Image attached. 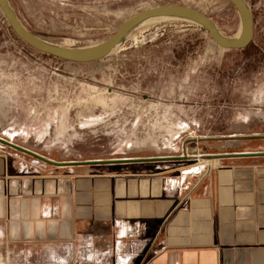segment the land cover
<instances>
[{"label":"rangeland","instance_id":"obj_1","mask_svg":"<svg viewBox=\"0 0 264 264\" xmlns=\"http://www.w3.org/2000/svg\"><path fill=\"white\" fill-rule=\"evenodd\" d=\"M242 1L253 17L244 48L220 47L202 25L177 18L134 30L102 58L81 63L33 48L0 9V136L54 160H88L176 155L188 137L264 134V0ZM7 2L34 37L73 49L100 44L125 20L164 5L197 9L229 39L242 26L229 0ZM245 140L187 145L208 153L210 146L230 150L256 142ZM3 150L13 153L16 167L53 171L22 152ZM168 164L177 176L179 163ZM0 264L61 262L14 253L0 241Z\"/></svg>","mask_w":264,"mask_h":264},{"label":"crops","instance_id":"obj_2","mask_svg":"<svg viewBox=\"0 0 264 264\" xmlns=\"http://www.w3.org/2000/svg\"><path fill=\"white\" fill-rule=\"evenodd\" d=\"M252 140L207 152L264 150V140ZM5 147L0 241L14 253L61 264H264V157L221 158L188 188L170 185L171 162L37 173L16 167Z\"/></svg>","mask_w":264,"mask_h":264},{"label":"water","instance_id":"obj_3","mask_svg":"<svg viewBox=\"0 0 264 264\" xmlns=\"http://www.w3.org/2000/svg\"><path fill=\"white\" fill-rule=\"evenodd\" d=\"M237 9L241 20L245 23V34L241 41H235L231 39H226L218 34L214 24L200 11L191 8L189 6L183 5H164L145 9L129 19L122 22L116 31L111 34L105 41L98 44L97 48L92 54L85 56H78L65 53L61 50L54 48L53 46L44 43L30 34L22 25L18 22L13 9L10 7L7 0H0V9L2 10L4 16L9 22L12 30L16 35L25 41L27 44L33 48L42 51L44 53L53 55L55 57L73 61V62H90L102 58L106 53L110 51L112 46L117 42L122 33L130 27L132 24L137 22L151 14L170 12V13H180L185 16L192 18L194 21L202 25L209 33L210 37L223 48H234L240 49L244 48L251 41L253 36V17L242 0H229ZM245 139H264V134L255 135H234V136H203V137H188L182 142V149L180 154H171L164 156H138V157H127V158H107V159H88V160H54L45 155L37 153L33 150L27 149L20 145H17L10 140H7L0 136V144L26 155H29L47 165V167H63V166H86V165H103V164H117V163H130V162H181L188 160L197 153L202 154L209 158H229V157H264V150L255 151H242V152H222V153H205L197 145H187L191 143L198 144V142L211 141V140H245Z\"/></svg>","mask_w":264,"mask_h":264},{"label":"bare ground","instance_id":"obj_4","mask_svg":"<svg viewBox=\"0 0 264 264\" xmlns=\"http://www.w3.org/2000/svg\"><path fill=\"white\" fill-rule=\"evenodd\" d=\"M177 18H184V19L193 20L192 18L185 16L183 14H180V13L161 12V13H155V14L148 15V16L143 17L142 19L138 20L137 22L132 24L130 27H128L122 33L120 38L117 40V42L112 46V48L110 50H112V49L114 50V48H116L117 46L119 47L118 44H119L120 40H122V38L125 35H127L128 33L132 32L134 30H138V31L143 30V29L148 28L150 26L156 25L157 23L167 21V20L177 19ZM241 22H242V26L238 32V35L235 38H232L231 40H235V41L239 42L243 39L244 34H245V23L242 20H241ZM216 31L218 32V34L220 36L226 38L217 29H216ZM226 39H229V38H226ZM51 46H53V45H51ZM97 46H98V44H96L95 46H93L91 48H87V49H82V48L73 49V48H64V47H57V46H53V47L58 49V50L65 52V53H68V54L85 56V55L92 54L95 51V49L97 48ZM172 181H173V179H172ZM121 260L123 263L126 262V259H124L123 257H121Z\"/></svg>","mask_w":264,"mask_h":264},{"label":"built area","instance_id":"obj_5","mask_svg":"<svg viewBox=\"0 0 264 264\" xmlns=\"http://www.w3.org/2000/svg\"><path fill=\"white\" fill-rule=\"evenodd\" d=\"M185 161H189L190 163L184 164ZM181 162H177L179 163V173L173 178V181H170L171 186L185 185L188 188L193 187L199 184L203 178L220 165L219 159L205 157L200 153H197L194 157ZM120 260L121 258H119V261ZM119 264H122V262Z\"/></svg>","mask_w":264,"mask_h":264}]
</instances>
